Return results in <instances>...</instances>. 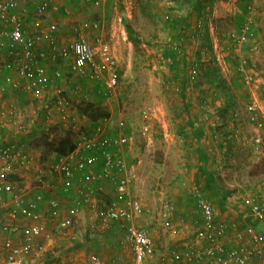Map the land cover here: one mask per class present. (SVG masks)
I'll use <instances>...</instances> for the list:
<instances>
[{
    "label": "rangeland",
    "instance_id": "obj_1",
    "mask_svg": "<svg viewBox=\"0 0 264 264\" xmlns=\"http://www.w3.org/2000/svg\"><path fill=\"white\" fill-rule=\"evenodd\" d=\"M62 1L64 7L69 11V15L57 14L55 18V20L57 18L58 20L61 19V21H58V26L62 40L68 41L73 39L77 33L82 32L79 27L84 22H97L100 27L98 31L82 33L91 41H94L96 37H101L105 43L113 48L118 61L120 80L115 88L114 95L107 97L103 102L111 111L107 134L120 133L117 123L121 120L125 122L126 126L121 132L128 134L131 139L129 146L124 149L133 178L131 191L132 195L140 200L144 210V213L135 223L149 228L153 232L154 238H157V245L155 246L157 257L149 264H157L160 262L159 260L168 257L172 250L182 252L191 246H202L203 242L198 238V232L202 227L200 219L199 221L194 220L192 223L189 219V221L182 223L180 222L182 217L173 218L163 208L165 202L176 206L174 192L171 189L187 188L185 183L187 174H183L185 168L187 169L193 162L199 163L202 155L187 149L186 143L182 140L180 126L185 125L184 128H186L188 123L182 116L178 121L174 120L175 110H179V107L184 108L180 105L182 103L180 96L175 93L178 84L173 80L169 88L165 86L164 76L172 77L174 72L170 71L166 67L167 65L161 62L162 49L160 44L168 39V27L163 20V12L170 4L177 8L184 4L181 0H106L100 7L86 10L81 2L75 0ZM248 5L252 7L250 10L247 8ZM27 8L31 12L30 14L34 15L33 10L35 11V9L30 6ZM206 10L208 28L212 34L209 43L212 45L215 55L220 56L217 57V60L222 69L221 74L228 80V84L232 83L235 75L232 69L233 65H231L233 61L232 58L227 59L228 50L221 48L220 40H222V37H226L227 34L237 30L239 24L248 19H251L256 25V38L258 41V45H256L259 46V49L254 50L251 41L244 45H238L239 47L235 49L234 56L239 58L243 65L239 66V70L242 71L241 68L243 69L242 80L244 85L235 98L234 111H222L221 113V116L227 119H229V115L230 118L232 117L231 122L234 127L238 122V129L243 130L246 136H242L240 130L234 134H222L220 138H216L220 141L217 144L214 142L215 139L211 137V139L213 138L211 148L218 164L217 179L210 174L215 189L225 191L227 195H230L227 197H233L231 201L236 202L235 204L238 206L243 190L242 194L247 195L253 194L256 186L261 187V190H263L264 140L256 147L243 144L245 139L250 140L251 137L249 136L253 132L254 126L247 121L246 104L249 100L246 101L242 94L248 92L250 100L253 99L258 103L260 115L264 122V77L258 75L254 70L246 68L243 63L244 56H249L257 64L258 69L264 72V0H251L250 3L243 0H215L213 3H207ZM124 16L128 17L135 32L143 39L140 43H133L128 39L123 20ZM42 20L44 23V19ZM208 58H210V55ZM207 65L205 64V66ZM60 68L68 76V67L65 62L61 64ZM69 78L71 77L69 76ZM90 85L92 84H89V88ZM68 88L71 91L70 85H67L65 89L68 90ZM188 93L190 101H197V93L194 87L188 89ZM205 96L211 100V97L209 98L206 94ZM77 99L78 97H76ZM95 99L96 97L92 94L90 100ZM51 101L49 95L39 98L29 94L9 96L8 100L4 102L7 108L5 110L7 116H10L11 119L9 122H22L28 125H24L27 128V133L13 134L9 138L10 141L35 156L39 163L43 165H50L57 159L53 152V146L60 138L66 134H71L77 140L81 134L89 132L92 128L88 119L86 117L82 118L80 115L81 119L78 116V124L82 129L80 132L74 131L68 123L64 124L65 126L55 123L51 132L46 134L43 131V123L41 122V111L43 103ZM216 106H220L219 98L215 99L210 106L213 112L216 110ZM234 112L238 113L236 121H234ZM215 116L216 112L213 118L210 119L213 122L210 121L209 125L213 123L214 126H218V129H215V135H219L221 133L219 126L222 128V120L215 118ZM244 122L247 123L244 124ZM229 126L232 125L229 124ZM208 128L210 130L211 127ZM247 128L251 129V132ZM188 140L193 145L198 146V138L189 135ZM219 144L224 145L219 146ZM207 157L209 156L207 155ZM216 162L213 164L216 165ZM201 172H203L202 169ZM35 179V177L34 180L31 179L33 183L27 184L31 195L42 193V190H44L41 188L43 185ZM259 180L260 182H257ZM201 181L199 180L197 183L204 193L206 187ZM52 182L58 184L59 181L53 178ZM256 182L257 184H254ZM86 186L97 191L99 203L108 201L106 196H99L105 191H108V193L110 191L104 180L97 182V184L89 181ZM45 187V190H50L47 185ZM33 188H37L36 190L39 191H34ZM236 189L241 190L239 191L240 196ZM53 191H57L56 188H53ZM75 193L74 191L68 196H63V199L69 200L71 196L74 197ZM205 193L207 195L208 192L205 191ZM204 198L206 199L205 196ZM191 204L193 205V203ZM174 212H176V207ZM84 213L88 214L86 211ZM90 216L92 217V214ZM241 216L245 215L241 214ZM168 219L171 221V226L169 228L163 227L162 224ZM97 234L96 231H92L87 233L86 236L92 242L96 239L97 243L100 244L108 241L109 237L105 235L98 237ZM52 237L58 242L68 241L63 239L64 236L55 229H53ZM116 239V237L111 239L112 243ZM93 251L97 252L96 250ZM47 252V248H45L41 254L32 256L27 264L53 263L51 261L46 262V260H54L53 255ZM101 255L106 258L104 264H125L129 261L128 256L120 253L115 248L113 250H101ZM113 260H115V263ZM189 264L202 263L193 261Z\"/></svg>",
    "mask_w": 264,
    "mask_h": 264
},
{
    "label": "built area",
    "instance_id": "obj_2",
    "mask_svg": "<svg viewBox=\"0 0 264 264\" xmlns=\"http://www.w3.org/2000/svg\"><path fill=\"white\" fill-rule=\"evenodd\" d=\"M75 1L81 2L85 9L89 10L100 7L106 0ZM243 1L250 3L251 0ZM31 5L36 8L35 14L40 16L61 10V4L56 0H0V79H2L0 96L7 90L14 94L29 93L39 98L49 95L53 106H47V115L52 113L51 108H55L63 121L70 123L74 131H80L79 118L75 112L81 105L91 102L92 95L84 89L82 80L98 85L101 94L113 96L119 82L118 61L114 50L101 37L91 41L82 33L98 31L100 27L97 22H84L79 27L82 32L77 33L73 39L63 41L55 22L43 23L37 18L29 20L27 16L29 9L26 7ZM247 8L250 10L252 7L248 5ZM64 13L69 15L68 9H65ZM31 21H34L33 25ZM243 23V28L231 32L238 45L246 44L253 36V21L248 19ZM252 44L254 45L253 42ZM253 49L257 50V47L254 45ZM5 54L10 61L8 69L2 64L1 56ZM171 61L170 58L163 56L161 58L164 64ZM46 62L58 67L48 71ZM64 62L68 67V76L60 68ZM241 70L243 71L242 68ZM191 74L194 76L196 72L193 71ZM67 85H70L72 93L78 97L76 103L74 102L75 106L67 96L65 89ZM192 85L193 83L189 88ZM190 104L196 108L198 101H191ZM246 112L247 121L254 126V134L250 140L245 139L243 144L259 145L264 140V122L258 103L249 99ZM233 115L236 120L238 113L234 112ZM212 118V115L206 114L199 116L194 122L195 127L204 128L206 138H218L215 133H212V136L208 135V127L211 126L209 122ZM109 122L110 119H105L90 133L81 134L76 140L74 151L48 166L40 164L35 156L15 144L0 146V229L4 232L19 231L24 240L23 244L15 243L11 239L0 242V251L4 252L7 264H25L30 253L42 249L38 244L39 239L52 240L51 231L41 221L40 205L45 197L38 193L31 199L25 183L9 180L10 176L23 174L34 176L43 185L42 188L47 185V176L58 179V184L52 182L54 185L47 186L52 189L59 187L61 193L66 196L70 195L74 180L77 178L85 188L78 197L80 207L76 206L72 213H77L84 204L93 211L97 210L99 230L110 228L111 222L118 223L124 231L119 244L131 250L134 256L132 264H149L156 259L157 250L153 246L150 229L135 223L144 210L140 200L135 198L131 191L133 178L124 152L131 139L128 134L121 132L126 124L123 120L119 121L117 127L120 133L108 135ZM213 126L214 124L211 127ZM0 129L10 130L14 134L27 133L24 125L18 124L12 128L6 121H0ZM101 180L110 184L113 196L108 202L99 205L92 196L93 190L88 188L86 183ZM188 190L196 201L201 215L202 227L198 232V238L202 240L203 245L191 246L182 252L172 250L167 257L172 264L193 261L209 264H254L252 257L255 255L259 257L261 264H264L262 252L248 246L251 243L257 246L259 242L257 235L253 234L251 240L247 241L243 232L237 231L230 224L220 223L218 210L204 198L197 182H193ZM7 196L10 198L6 199ZM244 202L251 217L264 218V190L257 194H246ZM163 208L169 212L173 206L165 202ZM20 218L28 220L29 224L20 227L18 223ZM47 219L62 231H67L72 226L71 220L62 214L61 202L55 198L47 201ZM170 226L171 221L166 220L164 227ZM229 233L233 235L231 241L240 243V247L227 246L226 242L229 241L225 238ZM163 260L165 259L161 261Z\"/></svg>",
    "mask_w": 264,
    "mask_h": 264
},
{
    "label": "crops",
    "instance_id": "obj_3",
    "mask_svg": "<svg viewBox=\"0 0 264 264\" xmlns=\"http://www.w3.org/2000/svg\"><path fill=\"white\" fill-rule=\"evenodd\" d=\"M56 2L59 4L62 3L61 4V10L59 12H53V13H49L45 16H40L38 14H35V11L33 10L34 15H31L30 14L31 12H27V16L29 17V20H33L36 18L40 19V20L44 19V23L55 22L58 26V24H59L58 21L59 20L61 21V19L58 20V18H57V20H55V18L57 17V14L59 15V14L64 13L66 7H64V2L62 0H56ZM32 6L33 5H31L30 7H32ZM34 7L35 6H33V9H36ZM30 18H32V19H30ZM33 22L34 21H31L30 23L33 25L34 24ZM58 28H59V26H58ZM59 33L61 36V31ZM209 35H210V38H212V34L209 33ZM61 39H62V37H61ZM215 46H216V44H215ZM217 57H220V56L217 55ZM1 58H2V64H4L5 68L8 69L10 66L9 58L7 57L6 54L4 56H1ZM243 63L245 64V62H243ZM45 65H47V68L49 69L48 71H51L53 69H56V67H58V65H53V64H50L49 62H46ZM241 66H243V65L241 64ZM21 81H23V80H21ZM89 84H92V83L86 81L84 84V87L87 88L86 91L94 94L93 88H95V84L90 85V88L88 86ZM0 85H2V79H0ZM66 93H67V96L70 98V100L73 102V106H75L76 96L72 93V91L69 90V88H68V90L66 89ZM22 95H29V93L14 94V93H10L7 90L6 92L2 93L0 96V121H6L8 124L11 125L12 128L13 127L15 128L18 124L26 125V126H28V125L26 123H22V122H9V120H11V119H10V116H7V113L5 111V110H7V108H6V105L4 104V102L6 100H8L9 96H22ZM251 95H252V93H251ZM91 102L95 103L98 101H96V99H95V100H91ZM47 106L52 107L53 101L44 102L43 107H42V111H41V122L43 123V131L46 134H49L52 130L53 124L59 123L60 126H63L64 124H67V122L62 120L61 115L58 113V111L55 108H51L52 113L50 115H47ZM72 109H73V111H75L74 108H72ZM208 111H209L208 115H211L213 113L211 107H208ZM75 113H76V116H79L80 119H81V117L84 118L83 116L80 117V114L78 113V111H76ZM217 113L218 114H216L215 118H220L222 120V128H221V126H219V129L223 135L224 134H234L240 130V129H238V122H236L235 127L233 126V123L231 122L232 117L230 118V115H229V119H230L229 120L226 117H222L221 113L219 111ZM214 114L215 113H213V115ZM7 117H8V119H7ZM234 121H236V120H234ZM246 123L244 122V124H246ZM68 124H70V123H68ZM229 124L232 126H229ZM117 126H118V123H117ZM217 128H218V126H217ZM210 129H212V127ZM247 129H249V128H247ZM249 130L251 132V129H249ZM240 132L243 134L242 136L245 135V132H243V130H240ZM250 132H248V133H250ZM13 134L14 133H11L10 130L7 131V130H1L0 129V146L3 147V145L13 144L14 142L10 141V139H9L11 137V135H13ZM252 136H253V132H251L249 137H252ZM200 143L204 144L202 149L198 148V146H196L195 144L193 145L189 141V147H191V149L195 153L202 154L200 157V160H199L200 162L199 163L193 162L191 164V166L187 167V169L185 168V171L183 174L184 175L187 174V178L185 179L186 180L185 183L187 184L186 189H183V188H180V189L172 188L171 189L174 192L173 196L176 199V202H175L176 206H173L172 211H169L167 213H170L169 215H171L173 218L182 217V219L180 221L182 223L189 221V219L191 221L190 223H192L194 220L199 221V219L201 218L200 212H198L199 210L196 206V201L191 197L188 189L193 182H198L199 180H202L201 183L204 184V186L206 187V189L204 190V193L203 192L202 193L205 194L204 196L206 197V199L209 200L213 204L214 207L218 208V211L220 210L219 217H218L219 222L230 224L231 226H234L237 231L243 232L247 238V241L251 240V236L253 234L258 235L260 238L258 237L259 242L257 243V246H255L253 243L248 244V246H250L249 248L252 247L253 249H259L262 252V254L264 255V219L263 220H255V219H252V217L249 215L248 208L244 204V196L246 194L241 195L240 202L238 204L239 207H238L235 204L236 202L231 201L233 197L229 198L227 196H230V195H227L225 191H222L221 189H218V188L215 189L213 178L210 176V174H212L214 172V177L217 179V177H218L217 165L218 164L215 161L214 152L211 148V140H209V141L208 140H206V141L202 140ZM219 146H221V145H219ZM254 147H256V146H254ZM186 148H187V146H186ZM200 150H202V153L200 152ZM222 150H223V148H222ZM207 155L209 157H207ZM58 159H59V157H57L56 160H58ZM214 162H216V165L213 164ZM46 166H48V165H46ZM201 169L203 172H201ZM31 179L34 180V177L32 175H29V174H23L21 176H15L14 175V176L9 177V180L17 181V182H23L26 185L33 183V181H31ZM54 179H56V178H54ZM52 180H53L52 177L47 176L46 177V184L49 186L54 185V184H51ZM74 182L75 183H73L71 193H74V191L76 193L74 194V197L71 196V198L73 197L72 200H71V198L69 200H64L63 196H66V195H63L61 193V190H59L60 189L59 187H56L57 191H55V192L53 191V189L51 187H50V190L49 189L45 190L46 187H44V188L41 187L42 189H44V190H42L43 192L41 194L44 197L46 195V197L44 198L45 200L40 205L41 221L51 231V237H52L53 229H55L58 231V233H61L62 236H64L63 239H67L68 241L58 242V241H56V239L54 240V237H52V240L49 242H47L43 238L39 239L38 244H39V247L42 249L41 250L36 249L32 253H30L25 260V264H27L28 260L32 259V256L41 254L42 250H44L45 248H47V251H48L47 253H51L53 255L54 260H46V262H48V261L53 262L51 264H104L106 258L105 257L103 258V256L101 255V250H105V251L107 249L113 250L114 248L119 250L120 253L129 257V261L125 264H132L133 260H134V256H133L131 250L129 248H123L119 244L120 241H122L124 231L118 223L111 222L112 224H111V226H109L110 228H107L106 230H99L97 227V222H98L97 210L93 211L90 208H88L87 206H84V204L77 213H72V211H74L75 208H77L79 206L78 205V203H79L78 197H79L81 191L85 188L83 183L81 181H78L77 178H76V180H74ZM97 182H99V181H94L93 183L97 184ZM257 182H260V180ZM257 182L254 184H257ZM262 184H263L262 186H263V190H264V182ZM108 187L110 188L109 192L112 193V195H111V197H112L113 196L112 187L110 186V184H108ZM257 187L258 186H256V188L253 190L254 192H256L258 190L261 191L262 188L261 187L257 188ZM36 189L37 188H33L34 191H39ZM90 189L93 190V193H92L93 198L95 200H97V191L93 188H90ZM205 191L208 192L207 195H206ZM236 191L239 193V191H241V190L236 189ZM223 192H225V193H223ZM35 194H38V193H33L32 195L30 194V198L32 199ZM105 194H108V191H105L102 194H99V196L102 197ZM238 195L240 196V193ZM5 198L9 199L10 197L7 196ZM51 198L58 199L61 202V208H62L63 216L66 217L67 219H70L72 222V226L69 228V230H67V231L59 230L56 228V226L54 224L48 222V219H47V201ZM97 202H98V200H97ZM191 203H193V205ZM98 204L102 205L103 203L98 202ZM163 207H164V205H163ZM175 207H176V212H174ZM84 211L88 212V214H85ZM91 214H92V217L90 216ZM241 214H244L245 216H241ZM244 217L247 220H244L245 219ZM249 222L255 223L254 225H252V223H250L253 227L249 224ZM18 223H19L20 227H23V226L29 224V221L20 218ZM162 226L164 227V223L162 224ZM92 231L93 232L96 231L97 233L101 232L104 234H109L111 236V239H114V237H116L117 239L114 240L115 242L113 241L114 243H112V240L110 239V237H109V239L111 242L109 241V239H108V241L102 242L101 244L96 243L95 241L92 242L86 236L87 233L92 232ZM151 234H152V239H153V243H154L153 246L155 248V246L157 245V238H154L153 232H151ZM81 236H82V238H81ZM232 236L233 235L231 233H229V236L227 235V238H225V240L229 241V242H226L227 246L240 247V245H241L240 243L231 241ZM7 239H11L15 243H18V244H23V241H24L22 236L20 235L19 231H16V232L6 231V232H4L0 229V242L3 243ZM93 250H96L97 252H95ZM155 250H156V248H155ZM60 256H61V258H60ZM93 258H95V260H93ZM164 259L165 260H163V261L159 260L160 262H158L157 264H172V262L170 260H168L167 257H164ZM252 261L254 264H261L259 257L256 255L252 257ZM113 262L115 263V260H113ZM203 263L204 262H202V264ZM0 264H7L5 254L2 251H0ZM185 264H189V263L186 262ZM205 264H206V262H205Z\"/></svg>",
    "mask_w": 264,
    "mask_h": 264
},
{
    "label": "trees",
    "instance_id": "obj_4",
    "mask_svg": "<svg viewBox=\"0 0 264 264\" xmlns=\"http://www.w3.org/2000/svg\"><path fill=\"white\" fill-rule=\"evenodd\" d=\"M181 1L184 5H181L179 8H177L176 6H173V4H170L167 8H165L162 16L164 22L168 27V39L160 44V48L162 49V56L170 58L172 60L171 63L168 62V64H166V67L170 71L174 72L172 73V77L164 76L165 86L169 88V86L172 85L173 80H175L178 84L175 93L180 96L182 101L180 105H182L184 108L179 107V110H175L174 120L178 121L180 116H182L186 119V122L188 123V127L186 128H184L185 125L180 126L182 133L181 137L182 140L186 143L185 145L187 146V149L192 150L191 147H189V135L198 138V148L202 149L204 144L200 142L203 139L207 138L204 135L203 127L194 126L195 119L202 115H208V107H210L211 104H213L215 99L217 98L220 99V106H216V110L213 113L216 112V114H218V111L220 113H222V111H233V106L236 101L235 98L237 97V93H239V91L244 85L242 80L244 73L239 70V66H241L242 62H240L239 58H236L234 56V51L238 47V43L231 36L230 33L227 34L226 37H222V40L220 41L222 45L221 48L228 50L227 59L230 60L232 58L233 61H231V65H233L232 69L234 70L235 75L232 83L228 84V80H226L221 74V66L219 65L217 56L213 52L212 45L209 43L211 38L209 35L208 18L206 17L207 3H213L215 0ZM184 6L186 7L185 9ZM143 7L146 9L144 5ZM123 20L128 39L133 43H140L143 39L138 33L135 32L128 17L124 16ZM243 27L244 23L242 22L237 28L240 30ZM255 27L256 25L253 23V36L251 37V41L254 43L257 49H259V46H257L258 41L256 38L257 35ZM209 55L210 58H208ZM244 57L245 67L250 70H255L258 75L264 77V72L258 69L257 64L253 62L252 58H250L249 56ZM205 64L208 65L205 66ZM193 71L196 72L194 76H192L191 74V72ZM86 81L87 80L84 79L82 80L84 84ZM192 83V87H194L195 92L197 93L196 95L198 101V105L195 109L191 106L190 96L188 95V89H191L189 88V86ZM237 87L240 88L238 89ZM84 89L86 90L87 88L84 87ZM99 90L100 87L98 85H95V88H93V96L96 97L98 102H88L83 106L81 105L78 109V113L81 116L86 117L90 122V125L92 127L91 130H94V128H96L100 122L111 117L110 109L103 103L108 96L106 94H101ZM205 94L209 98L211 97V100H209L205 96ZM242 95L246 101L250 99L248 92H245ZM202 106H204L203 109L201 108ZM213 113L211 114L212 116H214ZM216 128V125L213 126L211 131L209 130L208 135L212 136V133H215L214 131ZM90 131L84 134H88L90 133ZM221 135L222 133H219L218 137L220 138ZM208 139L213 142V138L211 139V137H208ZM214 139V142L216 144L218 142L220 143V141L216 140V138ZM75 141L76 140L71 134H66L65 136L60 138L57 143L53 146V152L55 156L60 158L74 151L76 148ZM200 152L202 153V150H200ZM212 175L214 177V172L212 173ZM243 192H241V195ZM258 192L259 190L254 192L253 194H257ZM111 195L112 193L109 192L104 196H106V198L110 200ZM215 208L218 210L217 207ZM218 212H220V210ZM252 219L263 220L264 218L257 219L252 217ZM104 235L106 237L111 238L109 234H104L101 232H98L97 234L98 237H102ZM94 241L97 243L96 239H94Z\"/></svg>",
    "mask_w": 264,
    "mask_h": 264
}]
</instances>
